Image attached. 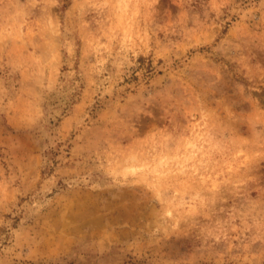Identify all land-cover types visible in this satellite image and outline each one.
<instances>
[{
  "label": "rangeland",
  "instance_id": "obj_1",
  "mask_svg": "<svg viewBox=\"0 0 264 264\" xmlns=\"http://www.w3.org/2000/svg\"><path fill=\"white\" fill-rule=\"evenodd\" d=\"M0 264H264V0H0Z\"/></svg>",
  "mask_w": 264,
  "mask_h": 264
}]
</instances>
